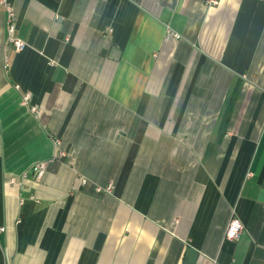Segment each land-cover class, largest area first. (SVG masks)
Masks as SVG:
<instances>
[{"label":"crops","instance_id":"1","mask_svg":"<svg viewBox=\"0 0 264 264\" xmlns=\"http://www.w3.org/2000/svg\"><path fill=\"white\" fill-rule=\"evenodd\" d=\"M12 1L0 264H264V0Z\"/></svg>","mask_w":264,"mask_h":264},{"label":"built area","instance_id":"2","mask_svg":"<svg viewBox=\"0 0 264 264\" xmlns=\"http://www.w3.org/2000/svg\"><path fill=\"white\" fill-rule=\"evenodd\" d=\"M215 0H211V3H215ZM0 8H2L5 12V28H6V33H7V43L11 44L13 46L14 49L18 50L21 47H23L24 42L22 39H20L19 37H17L15 35V30H16V19H17V15L15 12V8H14V4L12 0H0ZM167 37H175V38H179L180 35L174 31L168 30L166 33ZM30 99V95L28 93H24L22 96V102L25 104L29 101ZM31 110L33 112L37 111V107L36 106H32ZM44 168H45V163L44 162H38L35 163L32 167V170L35 172V176L37 178H40L44 172ZM81 182L84 184L86 182V179L82 178ZM97 192L103 191L100 188L96 189ZM105 191H109L110 187H107L106 189H104ZM2 228H0L1 230ZM243 229V223L241 222V220L239 219L238 216L233 215L225 228V232H224V236L223 238L225 240H237L240 236V233Z\"/></svg>","mask_w":264,"mask_h":264}]
</instances>
